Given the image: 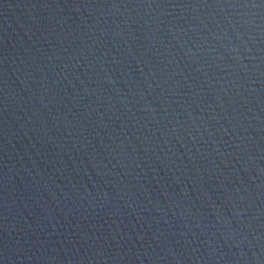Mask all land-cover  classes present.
I'll return each mask as SVG.
<instances>
[{
	"label": "water",
	"instance_id": "1",
	"mask_svg": "<svg viewBox=\"0 0 264 264\" xmlns=\"http://www.w3.org/2000/svg\"><path fill=\"white\" fill-rule=\"evenodd\" d=\"M0 264H264V0H0Z\"/></svg>",
	"mask_w": 264,
	"mask_h": 264
}]
</instances>
